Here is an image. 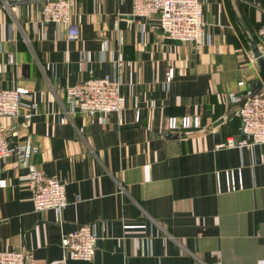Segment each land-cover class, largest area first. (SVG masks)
Wrapping results in <instances>:
<instances>
[{
  "label": "crops",
  "instance_id": "obj_1",
  "mask_svg": "<svg viewBox=\"0 0 264 264\" xmlns=\"http://www.w3.org/2000/svg\"><path fill=\"white\" fill-rule=\"evenodd\" d=\"M71 2L78 39L43 19L42 0H0V87H26L25 102L37 104L29 120L0 123L17 126L13 144L42 147L32 161L66 183L68 200L61 224L53 209L35 210L27 167L10 156L0 168V250L61 262L62 233L94 224L93 260L67 264H264V147H218L243 137L231 94L264 79L253 52L264 0H202L212 42L199 50L165 39L157 15H134V0ZM117 72L122 111L71 110L67 85ZM186 114L201 127L168 136V118ZM231 169L242 173L236 190Z\"/></svg>",
  "mask_w": 264,
  "mask_h": 264
},
{
  "label": "built area",
  "instance_id": "obj_2",
  "mask_svg": "<svg viewBox=\"0 0 264 264\" xmlns=\"http://www.w3.org/2000/svg\"><path fill=\"white\" fill-rule=\"evenodd\" d=\"M42 17L47 22L65 26L69 39L80 37V28L72 18L71 0H42ZM134 15L142 17L158 16L159 26L163 36L168 39L190 43L196 49L212 42V36L205 31L202 0H134ZM260 55L264 57V24L260 26ZM175 74L170 67L167 81ZM260 84L247 89L243 95L231 94L234 101L240 103L237 112L241 123L242 139L228 138L218 144L223 146H245L260 144L264 147V79ZM240 84H244L241 81ZM120 72L91 77L72 85H67L66 99L73 112L89 116L97 114L110 115L122 111L126 107V96L121 90ZM30 90L23 86L0 87V118L9 117L29 120L37 104L25 102ZM23 107L31 111L23 112ZM202 125L200 115H172L168 118L167 129L182 133ZM18 135L16 125L6 126L0 123V168L10 156L15 155L24 166L27 173L22 177L32 193L35 210L53 209L61 224V215L68 204L66 183L54 175H49L38 168L32 161L41 148L39 144L30 141L12 143V137ZM227 189L236 190L242 187L241 170H225ZM6 186V180L0 178V187ZM99 236L94 224H82L76 229L62 233V246L65 256L61 262L49 264H67L68 259L93 260L98 248ZM26 252L23 250H0V264H29Z\"/></svg>",
  "mask_w": 264,
  "mask_h": 264
},
{
  "label": "water",
  "instance_id": "obj_3",
  "mask_svg": "<svg viewBox=\"0 0 264 264\" xmlns=\"http://www.w3.org/2000/svg\"><path fill=\"white\" fill-rule=\"evenodd\" d=\"M138 17H142V16H138ZM253 52H254V56L256 58H258L257 59L258 60V63L260 64V67H261V69H262V71L264 73V57L262 55H260V51H259L257 45L254 47ZM259 84H260V82H259ZM222 120H223V118H221L218 123L222 122ZM166 134L168 136H178V133L171 132L169 130L166 132ZM216 137H217V140H219L218 139L219 138V133H216Z\"/></svg>",
  "mask_w": 264,
  "mask_h": 264
}]
</instances>
